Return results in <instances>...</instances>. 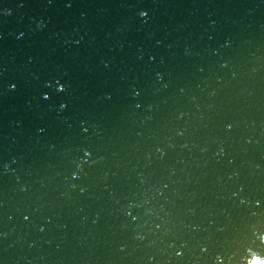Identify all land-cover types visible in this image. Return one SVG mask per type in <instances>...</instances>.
<instances>
[{
	"label": "water",
	"instance_id": "95a60500",
	"mask_svg": "<svg viewBox=\"0 0 264 264\" xmlns=\"http://www.w3.org/2000/svg\"><path fill=\"white\" fill-rule=\"evenodd\" d=\"M264 260V0H0V264Z\"/></svg>",
	"mask_w": 264,
	"mask_h": 264
},
{
	"label": "snow or ice",
	"instance_id": "6c2138e0",
	"mask_svg": "<svg viewBox=\"0 0 264 264\" xmlns=\"http://www.w3.org/2000/svg\"><path fill=\"white\" fill-rule=\"evenodd\" d=\"M253 264H264V260H254Z\"/></svg>",
	"mask_w": 264,
	"mask_h": 264
}]
</instances>
